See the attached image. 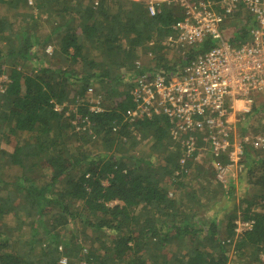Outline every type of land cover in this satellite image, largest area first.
I'll list each match as a JSON object with an SVG mask.
<instances>
[{
	"label": "trees",
	"instance_id": "trees-1",
	"mask_svg": "<svg viewBox=\"0 0 264 264\" xmlns=\"http://www.w3.org/2000/svg\"><path fill=\"white\" fill-rule=\"evenodd\" d=\"M172 7L0 0V264H264V147H245L250 190L223 219L209 204L234 188L197 152L181 164L187 137L161 115L126 117L135 78L175 76L215 45L183 56L164 41L183 18ZM241 8L239 45L255 25Z\"/></svg>",
	"mask_w": 264,
	"mask_h": 264
},
{
	"label": "built area",
	"instance_id": "built-area-1",
	"mask_svg": "<svg viewBox=\"0 0 264 264\" xmlns=\"http://www.w3.org/2000/svg\"><path fill=\"white\" fill-rule=\"evenodd\" d=\"M132 1L144 2L150 15H155L160 5L177 2L183 18L172 24L173 32L166 41L182 48L183 56L206 37L216 42L195 54L180 70L176 68L173 72L179 74L175 76L156 73L135 78L131 93L137 105L126 111V117L164 116L173 139L187 137L180 144L184 148L181 164L195 152L197 156L208 152L216 159L223 158L226 164H215V170L217 180L225 184L233 172L242 170L245 147L264 145V138L252 142L249 136L236 132L237 122L250 121L254 95L264 92V0ZM241 7L255 25L248 40L233 49L230 25L232 15ZM197 140L204 145L197 148ZM246 226L248 223L238 224V228Z\"/></svg>",
	"mask_w": 264,
	"mask_h": 264
},
{
	"label": "rangeland",
	"instance_id": "rangeland-1",
	"mask_svg": "<svg viewBox=\"0 0 264 264\" xmlns=\"http://www.w3.org/2000/svg\"><path fill=\"white\" fill-rule=\"evenodd\" d=\"M28 2H29V4H33L34 0H28ZM175 3L177 4V2H175ZM176 4H174L173 7H172L174 10H176ZM179 11H181L180 8H179ZM173 13H174L175 17L178 16V13H176V12H173ZM246 15H248L247 18L249 19L250 15L245 10V16ZM247 18H246V20L249 21ZM249 28H250L249 30L253 29V27H251V26ZM235 39L239 40L237 38V36L235 37ZM165 40H166V38L164 39V41ZM246 40H248V36H247ZM234 42H236V43H234ZM234 42L230 41L229 44H230L231 48L237 49L239 44H238L237 41H234ZM52 50H53V48L51 46H47L46 51L49 54L52 52ZM174 51H176V50H174ZM140 57H141V59H140L141 63H143V60H145L146 57L143 56L142 53L140 54ZM144 62H146V61H144ZM147 64H149V63H147ZM1 79H3V77ZM88 95L91 96L92 92L88 93ZM254 99H257L258 102L261 101L264 104V92L254 95ZM262 107L264 108V105H262ZM249 119H250V121L248 120L249 124H244V123L242 124V122H237L236 123V132L239 135L249 136L251 138L252 142H254L253 140H255L257 137L264 138V112H262V114L260 115V114L255 113L253 111L252 116ZM246 147H248L249 149L251 148V149L257 150V149L263 148L264 145L255 148L254 145L248 144ZM8 150H10V149H8ZM251 152H253V150H251ZM250 153H248V154H250ZM250 156H251V154H250ZM197 159H198V161L196 160L197 162H203L204 160L206 161V159H207L209 161V163L212 164L214 167H215V164H218V163L222 164V163H224V160H225V159L222 160L220 158H217V159L216 158H211V156H210V154L208 152H205L203 154L198 155ZM243 161H244V159H243ZM245 168H246L245 164L243 163L242 170L238 171L237 173L233 172L231 174L232 177L230 176L226 180V183L222 184L226 188L225 191H224V194H229L228 188L233 186L234 191L230 192L231 196L228 199H223L222 197H220L219 200H214V201H212L209 204V205L212 204V207H213L212 212L218 211L219 212V217L222 216L223 219L227 218L229 216L230 212H227V211L234 210L235 204H237L238 201H239V198H241V196L244 195L245 190H246V193L250 190L249 184H248V181H247V176H246V173H245ZM8 176H9L8 180H13L17 176L15 170H11V172L8 174ZM191 189L194 190L195 187L191 188ZM238 224H245V223H243V222H241L239 220H237L235 222V225H236L235 232H236V234H239L241 232V230H242V228H238ZM229 254H228V256L231 258L230 259L231 260L230 264H235V259Z\"/></svg>",
	"mask_w": 264,
	"mask_h": 264
}]
</instances>
